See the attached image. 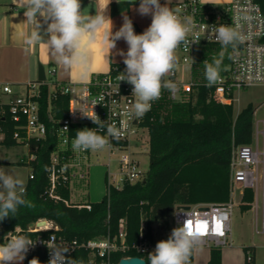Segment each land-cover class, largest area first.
Returning <instances> with one entry per match:
<instances>
[{"label":"built area","instance_id":"2783aa9c","mask_svg":"<svg viewBox=\"0 0 264 264\" xmlns=\"http://www.w3.org/2000/svg\"><path fill=\"white\" fill-rule=\"evenodd\" d=\"M179 9V15L192 16L197 27L189 34L188 39H198L185 48L181 45L176 54L182 64L187 67L188 76L185 78L173 72L167 77L176 85V90H163L160 99L152 103L151 110L142 119H135L129 114L135 97L132 95V86L125 81L119 82L117 77L125 71L124 64H113L108 71L94 75L88 82L59 83L53 81L54 69H49L47 79L44 71V80H29L24 85V93L19 94L10 84H0V118H8L13 125L12 139L18 146L26 148V155L19 159V164L29 167L27 180L33 179L32 164L38 159V151L45 144L51 147L45 165V174L48 181L45 195L53 201H62L67 206L90 210L89 202H80L73 199L74 193L84 185L87 170L90 167L91 156L99 158L101 151H74L72 142L77 130L96 128L92 120L86 115L96 114L107 125H115L121 131V137L111 140V147L105 148L109 158L116 153L118 171L112 176L107 173L106 197L109 190L122 189L124 184H134L141 181L145 174L139 168L131 148L139 143L140 133L147 129V124L155 121L156 114L165 111L170 104L184 100L195 86L206 85L204 82L194 81V68L205 66L204 61L212 62L222 50L216 38V28L221 25H230L244 36L243 43L235 48L231 46L225 52L223 62L228 59L227 68L223 69L221 79L212 86L213 99L220 104H233V92L242 89L264 86V13L256 0H228L224 6L210 5L203 0H181L173 6ZM211 46L218 47L216 53H207ZM191 59L195 61L191 63ZM190 65V66H189ZM46 90V106L42 107L43 91ZM4 97V98H2ZM66 99V116L57 118L62 109L57 105L59 98ZM93 101L98 104L94 105ZM86 114V115H84ZM258 135L264 140V121ZM67 128V129H65ZM104 134L103 132L101 133ZM4 139V132L0 125V142ZM67 167L65 168V166ZM260 183L262 194V225L260 233H264V147L258 148V142L250 145L233 147L229 162L230 195L225 203L188 205V209L174 208L172 213L173 229L188 223L191 230L201 233L198 236L196 247L222 249L231 247V217L234 208L232 196L238 192L241 197L244 189L256 190ZM67 190L69 197L62 198L60 190ZM143 225H141L142 228ZM56 231L51 223L47 227L29 229L28 233L41 231ZM15 234L25 235L17 229ZM125 228L123 221L119 222L117 235L100 237L91 240H67L50 233L47 237L38 234L30 238L34 245L29 246L26 253L30 254L38 249L46 250L47 264L50 250L47 247L49 240L63 243L71 251L66 255L83 260L84 264H115L112 255L117 252L133 250L138 254L148 256L151 246L143 241L128 246L125 243ZM245 264H255L254 249H246ZM84 252L85 257L80 254ZM117 264V263H116Z\"/></svg>","mask_w":264,"mask_h":264},{"label":"trees","instance_id":"16d2710c","mask_svg":"<svg viewBox=\"0 0 264 264\" xmlns=\"http://www.w3.org/2000/svg\"><path fill=\"white\" fill-rule=\"evenodd\" d=\"M264 13V0H256ZM117 10L112 6V11ZM212 87L198 85L182 101L170 104L166 121L156 119L147 124L149 168L144 178L134 184H124L122 189L109 190V197L99 203H89L90 210L67 206L62 201H53L45 195L48 181L45 165L51 151L44 145L38 151V159L32 164L34 177L28 179L26 198L34 207H20L16 217L0 221V243L8 232L20 229L29 238L38 234L47 237L50 233L67 240H91L117 235L119 222L125 228V243L138 244L143 241L154 244V231L166 230L168 220L176 206L195 204H220L229 199V162L233 147L250 145L253 142L252 109L247 106L236 118L232 104H220L213 99ZM42 107L46 106V90L43 91ZM66 99L59 98L61 110L57 118L66 116ZM4 132L1 141L6 146L17 145L12 139L13 125L8 118H0ZM62 198L69 192L60 190ZM254 193L244 189L240 207L248 210ZM45 220L56 231L47 230L28 233L30 223ZM141 225L142 228H141ZM81 256L85 257L82 252ZM146 256L133 250L112 255L116 264L124 257ZM37 258L44 264L46 250L38 249L27 254L23 264ZM190 264L192 255L190 257ZM206 264H221L220 249H211Z\"/></svg>","mask_w":264,"mask_h":264},{"label":"clouds","instance_id":"9594fccd","mask_svg":"<svg viewBox=\"0 0 264 264\" xmlns=\"http://www.w3.org/2000/svg\"><path fill=\"white\" fill-rule=\"evenodd\" d=\"M22 4L25 22L33 26L31 33L25 36V43L44 42L66 70L76 66L86 70L90 63L91 45L99 42L101 50L112 62L110 57L116 42L123 39L127 43V52H119L125 71L120 72L117 79L132 86L135 100L129 114L135 119H142L151 110L152 103L160 99L163 90H176L177 85L167 79L177 64L176 51L181 45L188 48L199 42L198 39H188L197 27L194 18L181 17L178 14L180 10L171 8L168 0L163 5L160 0H140L138 13L151 15L150 26L141 34L134 32L133 22L126 14L122 26L113 32V22L105 14L107 8L101 13L88 15L83 12L81 0H22ZM215 31L222 50L212 62H203L206 87L214 86L221 79L227 49L244 41V36L230 25L221 24ZM191 63L195 61L191 59ZM93 103L98 104L96 101ZM86 116L97 127L76 131L72 142L74 151L103 150L111 147V140L120 139L121 131L115 125L106 126L96 114ZM26 196L24 181L17 174L0 167V221L16 217L20 207H34ZM199 235L201 233L192 231L187 222L174 228L168 239L157 242L145 264H190ZM31 245L34 242L28 236L8 232L4 242L0 243V264H22ZM47 247L51 257L47 264H84L83 260L66 255L71 249L63 243L50 239ZM29 264H40V261L33 258Z\"/></svg>","mask_w":264,"mask_h":264},{"label":"rangeland","instance_id":"374dc122","mask_svg":"<svg viewBox=\"0 0 264 264\" xmlns=\"http://www.w3.org/2000/svg\"><path fill=\"white\" fill-rule=\"evenodd\" d=\"M218 47L211 46L206 49L207 53H216ZM177 56V64L174 70L179 76L187 77L188 70L182 64L180 57ZM223 62L222 68H227L228 59ZM222 72V71H221ZM46 77L50 80V76L45 70ZM205 66H196L194 68V81L200 83L206 81ZM221 74V73H220ZM36 74L32 81L36 80ZM19 94L24 93V86L19 87ZM4 98V97H2ZM233 116L236 118L240 110L249 106L253 111V138L258 142L259 150L264 147V140L258 135V131L262 129L261 121H264V86H254L239 91L233 92ZM167 111H161L156 114V119L161 122L166 121ZM139 143L131 148L134 158L139 163L141 171L146 173L149 168L148 156V129H144L140 133ZM26 148L22 146H6L0 142V167H4L6 171H11L17 174L23 181L24 185L27 182L29 174V167L27 165L19 164V159L26 155ZM119 153L109 158V167L107 152L103 149L99 158L94 155L90 159V167L87 170L86 180L81 188H78L74 193L73 199L82 203H99L106 195L107 187V173L112 174L118 171ZM234 201V208L231 217V247L220 249L221 264H245L246 251L244 248L254 249L255 264H264V233H260L262 225V194L260 183L254 190L253 202L248 210H242L240 207L241 195L238 192L232 196ZM173 230L172 214L168 220V227L166 230L154 231L155 243L151 244L152 251L155 250L157 242L166 240L171 235ZM210 248L195 247L192 252V261L194 264H206L210 254Z\"/></svg>","mask_w":264,"mask_h":264},{"label":"crops","instance_id":"0c3cea01","mask_svg":"<svg viewBox=\"0 0 264 264\" xmlns=\"http://www.w3.org/2000/svg\"><path fill=\"white\" fill-rule=\"evenodd\" d=\"M181 0H168L169 6H173ZM210 5L222 7L228 0H203ZM140 0H81L83 12L95 15L106 10L113 22V32L118 31L123 24V16L126 14L133 22L134 32L141 34L151 24V15L141 16L137 9ZM163 5L166 0H160ZM115 5L117 10L112 11ZM26 21L22 0H0V84H10L15 91L23 87L25 83L37 75L38 65L43 71L54 69L53 81L64 83H85L92 76L103 74L113 64H124L120 51L127 52L128 45L121 39L116 42V48L112 50L110 59L107 53L102 51L99 42L89 47L90 63L85 70L79 66L65 69L58 62L52 50L44 43L38 42L28 45L25 43L26 34H30L33 26ZM46 27V25H45ZM37 78V76H36ZM23 264V262H22Z\"/></svg>","mask_w":264,"mask_h":264},{"label":"water","instance_id":"95a60500","mask_svg":"<svg viewBox=\"0 0 264 264\" xmlns=\"http://www.w3.org/2000/svg\"><path fill=\"white\" fill-rule=\"evenodd\" d=\"M45 76H44V71H43V67L41 65H38V71H37V79L38 80H44ZM177 208H182V209H188L189 206L188 205H179L177 206ZM47 225V221L45 220H40L37 221L35 223H30L28 225L29 229H34V228H42L45 227ZM151 252H154L151 251ZM146 259L141 258V257H137V256H133V257H124L121 258L117 264H145ZM146 264H150V262H146Z\"/></svg>","mask_w":264,"mask_h":264},{"label":"bare ground","instance_id":"6f19581e","mask_svg":"<svg viewBox=\"0 0 264 264\" xmlns=\"http://www.w3.org/2000/svg\"><path fill=\"white\" fill-rule=\"evenodd\" d=\"M45 227H47V225Z\"/></svg>","mask_w":264,"mask_h":264}]
</instances>
